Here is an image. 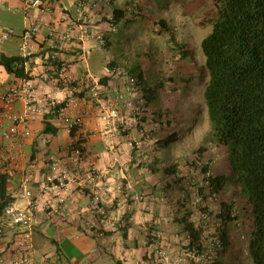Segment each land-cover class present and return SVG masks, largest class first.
<instances>
[{"label":"crops","instance_id":"0c3cea01","mask_svg":"<svg viewBox=\"0 0 264 264\" xmlns=\"http://www.w3.org/2000/svg\"><path fill=\"white\" fill-rule=\"evenodd\" d=\"M80 3L79 0H49L45 9H24L22 0H0V25L12 27L17 32L5 42L2 54L19 56V35L33 19L38 20L41 26L34 39V54L25 62V70L31 76L28 80L42 94L51 95L59 103L66 101L65 110L69 115L81 117L83 122L73 136L63 123L58 122V116L46 109L28 128L20 125L18 133L6 139L3 132L12 119L5 118L0 126V173H3L2 161L7 152L22 155L19 163L10 165L12 176L8 183L9 195L18 204L25 171L34 167L31 185L37 203L35 264H159L158 249L149 240L157 235H162L164 241L177 239L180 236L177 230L182 225L167 221L165 217L155 219L151 201L127 202L121 197L122 189L136 190L149 185V180L145 181L147 174L129 164L136 155L133 144L140 139L137 132L132 136L134 131L130 135H121V121L114 122L109 128L103 124L100 115L106 110L107 101L116 95L119 82L110 69L111 60L109 70H104L103 75H96L92 70L93 52L105 48L103 41L86 38L81 42L79 39L83 28L103 34L110 26L109 29L114 31L120 23L111 28V23L103 21L101 16L105 11L123 6L120 0H111L108 4L105 1L98 7L82 9ZM81 47L88 51L84 60ZM52 52L57 53V60L49 65L46 56ZM64 61L69 63L65 80L60 76ZM106 76L110 79L101 82L100 79ZM17 79L23 80L9 74L0 64V113L3 115L6 109L2 95ZM113 84H117L116 87ZM74 98L78 100L77 106L70 103ZM23 111L24 103L17 101L11 114L19 116ZM46 120L58 128L56 134L44 132ZM27 129L30 134L25 133ZM44 138L49 142L46 143ZM49 155H56L59 160L56 170L48 164ZM91 166L100 174L95 182L86 174V169ZM64 169L68 170L65 185L44 190V184H52L49 178L54 179V183L59 182ZM91 191L100 195L104 213L94 209ZM87 220L96 222L100 231L87 227ZM12 238V233L0 236V253L8 248ZM45 239L52 242V249ZM165 244L170 247L167 241ZM171 249L174 251L175 247Z\"/></svg>","mask_w":264,"mask_h":264},{"label":"rangeland","instance_id":"374dc122","mask_svg":"<svg viewBox=\"0 0 264 264\" xmlns=\"http://www.w3.org/2000/svg\"><path fill=\"white\" fill-rule=\"evenodd\" d=\"M110 2L111 0H107L106 4ZM120 4L128 10V17L114 31L109 29L110 26L103 30L102 44L105 48L101 47L93 52L92 70L96 75H103L102 73L109 70L110 60L116 62V65L110 68L112 72L130 69L141 63L147 72L150 84L157 88L155 102L151 106L145 105L142 116L146 119L140 116L137 118L130 113L121 122V135H130L134 131L132 136L138 133L137 137L140 139L138 140L140 143L135 141L133 144L136 155L135 158H131L129 164L134 168H141L148 176V179L144 177L145 181L149 180V185L140 189H122L121 197L127 202L135 200L153 202L152 214L155 219L165 217L167 221L173 223L175 217L182 219L186 209L181 208L179 211L178 201L188 204L187 208L193 213L192 218L198 223H202L201 218L205 216L208 224L204 222L206 231L202 238L204 258L201 264H213L211 262L214 257L209 258V256H215L213 255L216 245L214 231L222 222L216 217L213 218L211 212H219L222 201L234 202L231 201L234 189L230 154L226 147L217 145L213 139L205 101V90L210 75L205 66L206 58L202 51V41L211 33L213 24L203 23V20L213 16L212 2L211 0H120ZM109 14H113V11H105L101 16L106 23L110 22ZM163 18L167 20L170 30L164 31L160 27L159 21ZM127 19L131 21L128 26L125 23ZM108 40L111 42L110 46L107 44ZM120 84L122 86L119 82L118 88ZM116 85L112 86L116 87ZM112 86L109 87L112 89ZM155 107L164 111V114L169 111L175 122L179 121V125L175 127L180 128V141L168 148L160 149L156 145L155 138L150 134ZM122 114L126 115L124 111ZM138 125L141 129L136 131ZM203 146L205 150L202 149ZM206 163L210 165L211 174L223 173L227 176V187L220 195L208 193L209 185L206 178L209 175L202 172V167ZM151 164L156 165L159 175L161 173L163 175L159 182L161 179L166 180L165 173L168 181L171 178L176 179L175 187L170 189L171 192L169 188L166 190L152 187L157 183V179L151 173ZM166 169L170 171L167 172ZM177 180H181L180 183H177ZM181 184L185 190L181 189ZM200 187L206 190L203 195L199 193ZM234 198L236 199L234 212L239 218L229 223L234 246L225 257V264H254L248 251L252 227L246 211V199L242 192L236 194ZM25 204V200L19 198L17 205ZM202 208H207L205 215ZM5 231L12 233L9 227ZM177 232L180 235L177 239L175 237L170 241L165 240L170 247L165 244L162 235L154 237V248L165 250L173 259L178 258L186 251L189 240L182 227H179ZM45 241L52 249V242L48 239ZM174 247L172 251L171 248ZM186 264H195V262L189 260Z\"/></svg>","mask_w":264,"mask_h":264},{"label":"trees","instance_id":"16d2710c","mask_svg":"<svg viewBox=\"0 0 264 264\" xmlns=\"http://www.w3.org/2000/svg\"><path fill=\"white\" fill-rule=\"evenodd\" d=\"M211 2L213 16L203 20V23L213 24L211 33L202 41L205 66L210 75L205 90V101L213 139L217 145L226 147L230 154L234 189L231 201L234 202L222 201L220 211L211 212V216L222 223L214 231L215 256H208L214 257L211 262L213 264L226 263L225 257L234 246L229 223L239 218L234 212L236 205L234 197L242 192L252 227L248 251L254 264H264V0H211ZM127 11L121 7L114 8L113 20L110 21L108 18L111 28L127 17ZM125 23L129 25L131 21L127 19ZM159 25L164 31L170 30L164 18L159 21ZM107 44L110 46L111 42L108 40ZM25 62L26 59L21 56L0 55V64L7 72L21 79L31 78L25 70ZM115 65V60L110 62V68ZM120 70L125 72L120 73ZM120 70L117 72L113 70L115 79L122 83L129 82L130 78L134 77L137 92L145 101L144 106L146 104L151 106L155 102L157 88L150 84L144 66L140 63L130 69ZM109 79L110 77L106 76L100 81L107 82ZM66 105V101H63L49 110L53 112L51 114L58 116L60 123H62L60 113L65 110ZM142 115H139L140 118L146 119ZM156 123L158 125L152 128L150 134L160 149L168 148L180 141V128L175 127L179 125V121L175 122L169 111L164 114V111L156 107L151 124ZM78 129L73 128L70 134L75 136ZM137 129L141 127L138 125ZM44 132L56 134L58 128L46 120ZM202 149L205 150V147ZM151 167V173L157 179L154 187L166 190L169 188V191L175 187V178L168 181L165 173L166 180L161 179L159 182L160 177H163L162 173L159 175L156 165L151 164ZM170 170L166 169L167 172ZM202 172L209 175L206 178L209 185L208 193L222 194L227 187V176L223 173L211 174L210 165L207 163L203 165ZM8 178L7 174L0 173V216L8 205L14 203V198L8 191ZM179 181L181 180H177V183H180ZM181 189L185 190L182 184ZM198 190L200 195L206 191L204 187ZM92 194L95 197V193ZM178 205L179 211L181 208L186 209L182 219L174 218L187 233L189 242L184 253L194 252L203 255L202 238L206 231L204 222L207 224L208 222L205 216L201 218L202 223L194 220L193 213L185 202L178 201ZM202 211L205 215L207 208H202ZM2 235L6 233L0 234ZM149 241L153 242L154 239Z\"/></svg>","mask_w":264,"mask_h":264},{"label":"built area","instance_id":"2783aa9c","mask_svg":"<svg viewBox=\"0 0 264 264\" xmlns=\"http://www.w3.org/2000/svg\"><path fill=\"white\" fill-rule=\"evenodd\" d=\"M24 3V9L30 8H40L45 9L49 5V0H22ZM107 0H79L81 2L80 7L83 9L85 7H98ZM109 20H113V14L108 16ZM41 24L38 20L33 19L30 23L27 24L25 29L21 32L20 36V54L19 56L25 58L31 57L34 54V39L37 32L40 29ZM17 35L15 29H5L0 26V55L3 53V45L11 37ZM95 38L97 40L103 41L102 34L98 32H91L90 28H83L81 30V35L79 37L80 41L83 42L84 39ZM82 49V60L87 57L88 51L85 47ZM57 60V53L52 52L46 56V63L52 65ZM69 63L64 61L60 67V76H63L62 79L65 80V76ZM125 72L120 70V73ZM69 81H67L68 83ZM135 78L131 77L130 81H122V86L116 90V95L114 98H111L106 103V110L100 115V119L103 124L109 128L114 122L121 121L123 122L130 113H133L138 118L139 115H142L145 110V101L139 96L137 92V86L135 83ZM4 101V107L6 109V114L0 113V126L4 124L5 118L12 119V123L8 124L5 128L3 135L6 139H10L19 131V126L23 125L26 128L35 121L39 115L43 114L46 109L51 110L59 102L56 98L51 97L48 94H42L41 91L36 89L35 84H33L28 79L16 80L9 86L5 93L2 95ZM17 101H22L24 103V111L18 116L11 114L14 109V105ZM78 100L76 98L72 99L70 103L74 106H77ZM125 112L126 115L122 114ZM61 121L64 124L65 128L71 131L75 127H82L83 122L81 117H71L69 113L65 110H62L60 113ZM26 134H30V131L27 129ZM45 142L48 143L49 140L44 138ZM81 153V151H80ZM22 155L19 152L9 151L6 153L3 161V173L8 175V180L12 176V167L11 164L19 163ZM48 164L52 170L58 168V158L56 155H49ZM87 177L90 181L95 182L99 179L100 174L98 170L94 167H89L86 169ZM68 175V170L64 169L62 174L59 176L58 183H54V179L49 178V182H52L51 185L44 184L43 189L48 190L50 187L61 188L65 185ZM34 180V167L30 166L26 171L22 179V190L19 194L20 198L25 200L26 204L24 206H19L15 202L8 205L3 213L0 216V234L7 233L6 228L12 229L13 238L9 241V247L0 253V264H35V243H34V234L36 226V209L37 203L34 198V193L32 190V182ZM54 183V184H53ZM94 209L99 213H104V209L101 208V198L100 195L95 194L93 198ZM87 227H90L94 231H100V227L95 223L87 220L85 222ZM159 236V235H158ZM158 259L159 264H186L189 260H193L195 264H201L204 258V255H197L194 252L182 253L178 258L173 259L165 250H158Z\"/></svg>","mask_w":264,"mask_h":264}]
</instances>
